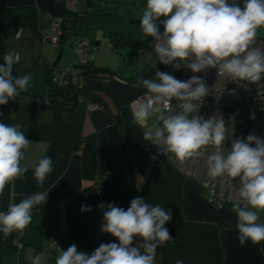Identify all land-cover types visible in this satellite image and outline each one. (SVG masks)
<instances>
[{
    "label": "clouds",
    "instance_id": "clouds-1",
    "mask_svg": "<svg viewBox=\"0 0 264 264\" xmlns=\"http://www.w3.org/2000/svg\"><path fill=\"white\" fill-rule=\"evenodd\" d=\"M161 17L164 19L161 20ZM163 24L161 33L159 24ZM140 29L155 41L154 59L180 70L181 65L193 73L216 69L217 77L226 81L256 83L264 79V49L254 47L258 32L264 29V0H147L140 18ZM19 60L15 52L5 53L0 64V106L15 100L28 90L32 76L12 75ZM146 89L143 98L132 111L133 123L144 127L143 138L152 145H164L178 161L200 158L204 149L214 150L206 157L207 175L212 179L238 181L232 211L237 214L236 228L241 246L246 242L264 243V139L249 134L231 140L225 149L228 129L223 117L204 119L192 115L201 108L209 94L205 80L193 75L185 81L166 72L156 71L154 79H139ZM231 94H234V90ZM176 101L179 111L171 112ZM251 118H255L254 114ZM145 125H147L145 127ZM31 141L20 124L0 122V195L6 186L29 170L23 165L25 151ZM255 145V146H252ZM152 160L157 156L153 155ZM34 178L43 185L53 171L49 157L32 165ZM48 192H36L19 203L12 202L0 211V233L8 237L26 229L33 208L45 204ZM101 231L117 238L119 243L100 244L92 254L78 251L75 244L62 250L55 264H154L158 247L172 239L165 224L172 219L171 209L153 206L144 198L131 200L127 210L112 203H101ZM91 211L81 206V212ZM135 237L142 242L132 246ZM264 251V249H262ZM30 264H45L42 255L30 259ZM176 264H183L177 260Z\"/></svg>",
    "mask_w": 264,
    "mask_h": 264
},
{
    "label": "crops",
    "instance_id": "crops-1",
    "mask_svg": "<svg viewBox=\"0 0 264 264\" xmlns=\"http://www.w3.org/2000/svg\"><path fill=\"white\" fill-rule=\"evenodd\" d=\"M65 2L0 0V6H36L40 11V28L45 33L50 30L51 19L62 16ZM8 20L9 15L0 10V22ZM16 32L22 33L23 28ZM1 36L7 42L9 32L5 31ZM8 47L18 53L15 46ZM172 70L177 78V70ZM17 74L21 76L24 72L17 70ZM134 74L143 79L140 73ZM87 85L92 91L100 93L108 106V110L99 108L88 111L80 105L84 134L95 132L98 138L96 178L84 179L81 151L73 155L59 154L53 171L43 185L37 182L34 175H24L14 181V192L12 185H8L0 195V211H6L10 203H19L36 192H48V200L57 203L58 236L55 240L53 237L45 238L51 240L48 253L42 256L45 264L53 263L62 250H67L72 244L77 246L78 251L92 254L96 249L94 247L112 236L101 231L103 211L106 209L102 210L98 205L112 203L127 210L131 200L136 197L144 198L153 206L159 204L165 210L171 209L172 219L165 227L172 239L158 247L154 264H176L177 260L183 261V264H264V243L254 245L249 241L244 246L240 245L237 214L232 208L210 203L197 183L186 178L168 159L158 154L159 145L144 140V127L134 124L132 118L136 99L143 86L117 76L94 77ZM29 87L38 102H48L46 85L31 84ZM8 103L18 107L19 96ZM4 108V105L0 106V118ZM38 119L44 124H51L53 113L50 109L42 108L38 111ZM48 146L45 141H31L22 164L32 168ZM153 155L157 156L156 160L151 159ZM82 205L90 207L91 211L81 212ZM259 215L260 222H264V212ZM40 229L39 225L41 232ZM138 242H142V239L135 237L132 246ZM26 250L27 247L24 254L29 262L40 251L36 246L31 254H27ZM4 264L21 263L16 255L13 260L6 257Z\"/></svg>",
    "mask_w": 264,
    "mask_h": 264
},
{
    "label": "trees",
    "instance_id": "trees-1",
    "mask_svg": "<svg viewBox=\"0 0 264 264\" xmlns=\"http://www.w3.org/2000/svg\"><path fill=\"white\" fill-rule=\"evenodd\" d=\"M88 4H91V0H88ZM0 10H4L9 15L8 21L0 22V64H3V57L5 53H16V51L11 50L3 40L1 36L3 32L9 30L19 31L21 28L28 27L43 41L44 31L40 28V11L34 5L14 7L0 6ZM84 15V13L72 12L65 6L61 16L63 34L59 39V46H65L72 36L78 35L80 24ZM53 19H51V21ZM115 34V37L110 36L111 42L114 46H121L124 43H133L145 46L149 45L148 40L135 41L132 36H127L124 33L117 32ZM91 44L92 43L90 41L89 46H91ZM42 62L47 65L45 60ZM21 63L22 61L19 59L18 62L14 64V70L12 73L14 77L20 76L17 74V69ZM38 63L39 60L36 61L32 67L26 69L23 75L31 74L34 68L37 67ZM170 66L171 65L162 64L158 68V71L165 72ZM47 67L48 68L45 70L44 82L48 91V102H38L34 98L30 87H28L27 91L21 92L19 95L18 107H14L9 103L4 105L5 108L0 118V122L9 125L20 124L29 140L47 142L49 144L48 149L41 158L49 157L51 158L53 164L59 154L73 155L77 151H81L83 177L86 180H94L98 172V138L95 132L88 135L84 134L83 113L80 111V105H83L86 109L87 101L89 100L99 104L101 108L105 110H108V106L104 97L100 93L92 91L87 83L92 78L98 76L107 78L117 76L131 82L138 83V74L124 76L121 71L114 70L108 66L97 65L93 59H88L85 63H82L79 60V62L74 64L73 67L79 68L85 76L86 84L81 88L73 77H69L67 81L60 83L59 73H56V68H53V66ZM42 108H47L52 111L54 120L51 124H44L38 119V111ZM28 169L29 170L24 175H34L33 168ZM32 212L33 216L29 225V230L34 222L39 220L41 239L35 246L40 250L43 246V240L45 238L53 237L55 240L58 236L57 203L47 199L45 204L35 206ZM29 230L28 234L23 237L24 249L20 253L21 264H30L24 254L25 248L29 244H32L31 239L29 238ZM113 242L119 243L117 238L110 236L103 242V244ZM0 243V264H4L6 256L15 252L17 253V248L13 239L10 236L5 237L3 233H0ZM100 244L94 248L99 247ZM55 261L56 259L53 260V263L49 264H55Z\"/></svg>",
    "mask_w": 264,
    "mask_h": 264
},
{
    "label": "rangeland",
    "instance_id": "rangeland-1",
    "mask_svg": "<svg viewBox=\"0 0 264 264\" xmlns=\"http://www.w3.org/2000/svg\"><path fill=\"white\" fill-rule=\"evenodd\" d=\"M147 0H79V13H84L80 24L78 35L72 36L63 46V56L56 67V73L59 70L69 68L80 60V54L77 50L78 45L83 40L91 41V46L86 48L88 59H93L97 65L109 66L114 70L121 71L124 76H130L134 73H140L143 79H154L157 67L161 64L154 59L155 41L152 37H147L140 29V18L146 8ZM9 39L6 42L11 48L16 47L18 56L21 58V65L18 71L23 73L26 69L32 67L39 60L37 67L32 73L31 84L45 86L44 72L52 67L57 61L62 46L56 43H44L28 27L23 28V32L18 34L14 30H9ZM124 33L132 36L135 41L148 40L150 45H137L133 43H124L116 45L111 42V37L115 33ZM163 31H161L162 33ZM264 35V29L258 32ZM119 35V34H118ZM99 45H95L96 43ZM114 47V48H113ZM91 49V50H90ZM45 60V65L42 61ZM166 73L176 77L173 66L169 67ZM154 77V78H152ZM237 138L243 139L250 126V111L245 109L236 119ZM31 243L27 246V254L35 251V244L39 242V220H36L30 231ZM29 233V234H30ZM51 240H43V246L38 251L40 255H46L49 250ZM1 249V243H0ZM17 253L7 255V258L15 259Z\"/></svg>",
    "mask_w": 264,
    "mask_h": 264
},
{
    "label": "built area",
    "instance_id": "built-area-1",
    "mask_svg": "<svg viewBox=\"0 0 264 264\" xmlns=\"http://www.w3.org/2000/svg\"><path fill=\"white\" fill-rule=\"evenodd\" d=\"M231 2L232 0H229V3ZM237 3L243 7V0H237ZM65 6L72 12H79L78 0H66ZM163 19L162 17L161 20ZM157 23L159 24L160 31L164 30L163 24L160 21H157ZM62 34V18L59 17L55 20L53 19L50 30L44 33L43 41L44 43L52 42L58 44ZM89 45L90 41L88 40H83L78 45L77 50L82 63L88 60L86 48ZM253 46L264 49V35L258 34ZM216 72V69L210 68L206 72L193 73L190 69L183 67V64L180 70H177L178 80L185 81L191 76L196 75L202 77L209 87V94L204 97L201 108L192 115H201L204 119L211 118L214 115L223 117L228 129V140L225 141V149L227 150L231 148V140L237 138V117L245 109H248L250 111V126L249 131L245 133L243 138H246L249 134H254L264 139V79L256 83L241 82L237 84L233 81L225 82L223 77H217ZM69 77H73L81 88L86 84L85 76L79 68L71 66L59 71L60 83L67 81ZM233 90L234 94H231ZM145 93L146 89H143L137 97L136 103L140 102ZM99 108H101L99 104L87 101L86 110L93 111ZM170 110L171 112L179 111L176 101L171 102ZM253 114L254 119L251 118ZM213 150L211 146H208L203 150L205 153L203 157L188 159L183 163L178 161L171 153H167L165 146L162 144L159 145L158 154L168 159L186 178L197 183L210 203L218 207H233L239 187L237 185L238 181H231L227 178L212 179L207 175L206 157ZM28 230L29 226L22 231L13 232L9 235L16 244L19 263H21L20 253L24 249L23 237L28 234Z\"/></svg>",
    "mask_w": 264,
    "mask_h": 264
},
{
    "label": "water",
    "instance_id": "water-1",
    "mask_svg": "<svg viewBox=\"0 0 264 264\" xmlns=\"http://www.w3.org/2000/svg\"><path fill=\"white\" fill-rule=\"evenodd\" d=\"M99 44H100L99 42L96 43V45H99ZM63 52H64V48L61 47L59 57H58L57 61L54 63L53 68H56L57 67L58 63L60 62V60H61V58L63 56Z\"/></svg>",
    "mask_w": 264,
    "mask_h": 264
}]
</instances>
